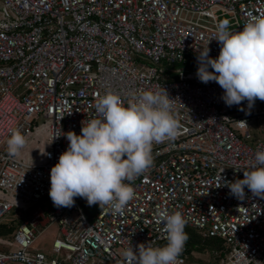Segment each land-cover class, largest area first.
<instances>
[{
	"label": "built area",
	"instance_id": "obj_1",
	"mask_svg": "<svg viewBox=\"0 0 264 264\" xmlns=\"http://www.w3.org/2000/svg\"><path fill=\"white\" fill-rule=\"evenodd\" d=\"M0 1V223L14 210L22 218L0 236V264H124L131 246L166 244L156 223L162 208L221 241L209 264H264V198L245 187L239 200L224 183L243 179L264 150L263 141L248 143L247 130L250 119L264 122V101L228 107L216 82L196 76L198 50L218 23L240 31L250 13H264V0ZM208 47L217 58V41ZM162 88L180 134L153 145V164L131 182L135 198L123 212L95 205L88 215L76 198L71 208L50 205V170L68 147L63 134L80 135L82 123L98 118V94L111 91L127 106L134 93ZM12 130L27 140L15 157L7 152ZM52 224L59 258L31 249ZM198 252L185 244L178 264H199Z\"/></svg>",
	"mask_w": 264,
	"mask_h": 264
},
{
	"label": "clouds",
	"instance_id": "obj_2",
	"mask_svg": "<svg viewBox=\"0 0 264 264\" xmlns=\"http://www.w3.org/2000/svg\"><path fill=\"white\" fill-rule=\"evenodd\" d=\"M229 25L227 19L220 21L210 39L220 46L217 58L209 55L210 40L206 49L198 50L196 76L205 84L216 82L223 89L221 99L226 106L246 101L250 110L256 100L264 101V13H250L240 31L230 30ZM173 101L164 88L134 93L127 106L111 91L98 94V118L82 123L80 135L74 131L63 134L68 147L50 170V205L71 208L79 197L88 206L121 214L135 198L131 182L153 164V145L173 141L180 134ZM240 110L245 111L243 107ZM26 144L25 136L12 130L7 152L18 156ZM254 160L252 170L243 172V179L224 182L239 200L245 198V187L254 197L264 198V150H257ZM156 223L164 225L166 244L153 247L142 243L135 250L131 246L123 252L124 264H178L188 239L187 221L181 212L162 208L157 210Z\"/></svg>",
	"mask_w": 264,
	"mask_h": 264
},
{
	"label": "rangeland",
	"instance_id": "obj_3",
	"mask_svg": "<svg viewBox=\"0 0 264 264\" xmlns=\"http://www.w3.org/2000/svg\"><path fill=\"white\" fill-rule=\"evenodd\" d=\"M4 8V4L0 1V17H1V13L3 11ZM247 130L250 132L251 136H252V141H248V143H252V142H258V141H263L264 142V122L262 120L259 119H250L247 125ZM78 201L80 202H84L83 198H76ZM87 209H89L90 211L94 212L96 210V206H86ZM18 214H20L18 212ZM5 218L1 221V223H5L9 226L12 225L13 222H11L10 220L12 218H14V214L13 212L10 213H6L5 214ZM16 218V217H15ZM17 220V219H15ZM14 222H18V221H14ZM16 227L18 225V223L15 224ZM15 227V228H16ZM14 230V228H13ZM8 231L7 233L4 232H0V236H8V234L12 233V231ZM57 230L58 227L56 224H52L50 226H48L43 232L42 234H40L38 236V238L36 239V241L33 243V245L31 246L32 250H41L43 252H46L47 254H49L50 256L54 257V258H59L61 255H63V252H55L52 251L51 249V244H52V240L54 239L55 236H57ZM198 254L195 257V260L199 262V264H209L210 263V253L207 250H198Z\"/></svg>",
	"mask_w": 264,
	"mask_h": 264
},
{
	"label": "trees",
	"instance_id": "obj_4",
	"mask_svg": "<svg viewBox=\"0 0 264 264\" xmlns=\"http://www.w3.org/2000/svg\"><path fill=\"white\" fill-rule=\"evenodd\" d=\"M82 205L83 203L80 202ZM84 207V205H83ZM87 214H88V211L89 209L85 208ZM16 210L13 211V213H15ZM89 215V214H88ZM17 219V220H15ZM15 219H13L11 222L12 225L9 226L5 223H0V232H4V233H7L8 231H11L13 230V228L15 229L16 227V223L18 222H21L22 221V218L19 217H16ZM14 221H18V222H14ZM185 232L187 233V236H188V239L187 241L185 242V244L189 247L190 250H207L209 253L210 252H213V250H217L219 249L220 247V243L221 241L219 239H216V238H205V237H202L196 230L186 226L185 227ZM11 234V233H10ZM8 234V235H10Z\"/></svg>",
	"mask_w": 264,
	"mask_h": 264
}]
</instances>
